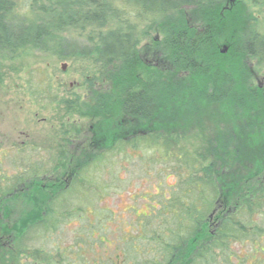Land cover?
I'll list each match as a JSON object with an SVG mask.
<instances>
[{
    "label": "rangeland",
    "instance_id": "374dc122",
    "mask_svg": "<svg viewBox=\"0 0 264 264\" xmlns=\"http://www.w3.org/2000/svg\"><path fill=\"white\" fill-rule=\"evenodd\" d=\"M227 1L228 7L231 4L245 6L247 15L255 18V29L264 31V9L250 8L247 0ZM25 2L16 0L18 13H26L22 7ZM145 24L141 25L143 33ZM145 32L150 35L138 47L146 69L143 74L146 76L156 69L165 75L163 80L180 81L171 74L175 72L173 66L164 60L155 63V55L151 56L158 50L155 44L162 40V35L155 31ZM69 39L82 45L87 42L86 35L74 34ZM227 45V42L221 43L222 55H228ZM243 64L246 70L250 69L251 77L247 80L251 81V86L264 91V67H258L247 56ZM101 71L102 66L93 58L60 59L30 49L19 57L0 58V180H4L2 188L5 191L12 190L19 179L23 157H33L34 162L41 157L43 162L47 158L53 163L55 159L61 167L60 178L67 181L65 172L70 166L72 170L78 169L91 162L96 154L104 153L102 165L98 162L97 167L91 166L88 175L78 182L75 180L71 190L52 207L56 214L53 222L56 229L36 225L42 218L43 205L52 197L53 174L34 178L29 182L30 189L7 200L6 210L0 209V237H16L11 249L18 252L14 254L11 250L6 260L0 252V264H47L45 261L50 259L56 264H156L160 260L156 251L150 254L144 251L142 231L139 237L135 229L151 211L156 212L152 207L157 208L164 198L170 197L178 185L181 164L176 158L166 157L161 147L136 144L135 148L134 138L160 131L157 117L154 121L124 117L121 136L127 144L121 143L115 151L104 150L110 143L116 146L117 137L112 142H108V138L119 130L121 119L118 116L123 114L121 111L117 116L109 117L106 116L108 111L93 109L94 92L103 95L112 92L108 81L99 80ZM228 71L240 74L235 70ZM179 76L184 80L190 77L186 72ZM186 85L193 88L202 84L189 78ZM191 92L186 105L175 109L163 121L170 130L165 131L179 136L181 148L191 155L205 154V161L210 163L206 147L213 145L210 138L213 131L214 140L220 139V128L223 134L238 136L242 157L234 163L235 170L218 165L222 193L220 191V203L213 217H217L219 210V216H222V212H232V208L239 205L241 208L244 195L249 198L254 189L264 187V109L262 105L255 106L260 112L249 117L248 111L229 99L225 104L221 101L203 103ZM228 106L232 113L225 110ZM209 107L213 110H208ZM221 118L230 122L229 126H219ZM141 124L143 126L139 127ZM215 146L217 148L218 144ZM53 165L48 164L45 169ZM10 186L13 187L7 188ZM255 209L257 211L248 219L251 225L248 236L233 243L226 252L227 264H264V200L259 209ZM102 215L105 220L99 223L97 216ZM91 217H97L93 225L87 219ZM215 228L213 221L210 232ZM91 229L94 235L87 232ZM127 236L132 238L130 242L133 238H141L135 240V244L141 245L142 254L132 257L125 253L123 245L113 248L115 245L112 244L109 248L107 241L121 242ZM102 239L107 241L102 242ZM42 254L47 255V260ZM217 254L218 264H226L225 255Z\"/></svg>",
    "mask_w": 264,
    "mask_h": 264
},
{
    "label": "trees",
    "instance_id": "16d2710c",
    "mask_svg": "<svg viewBox=\"0 0 264 264\" xmlns=\"http://www.w3.org/2000/svg\"><path fill=\"white\" fill-rule=\"evenodd\" d=\"M25 1L22 7L26 13L20 14L16 11V0H0V58L19 57L29 49L60 59L93 58L102 66L99 80L108 81L112 91L108 95L94 92L96 95L91 99L93 109L108 111L106 116L109 117L117 116L121 111L123 114L118 116L121 119L119 130L108 138V142H112L117 137L116 146L110 143L104 150L115 151L121 143L127 144L121 136L124 117L145 121H154L157 117L160 131L134 138L135 148L136 144L161 147L166 157L176 158L181 164L178 185L170 197L164 198L157 208L152 207L156 212L151 211L135 229L139 237L142 231L144 251L148 254L156 251L160 255L156 264H218V252L226 258L230 246L248 236V226H251L248 219L264 200V187L254 189L249 198L246 195L241 197V208L239 205L232 208V212H222L224 217L219 216V210L217 217H213L220 203V191L222 193L218 165L235 170L234 163L242 157L238 136L223 134L220 128V139L214 140L213 131V137H210L213 145L206 147V154L211 158L207 163L205 154L191 155L184 147L181 148L179 136L168 133L170 130L166 129L168 126H164L163 121L175 109L186 105L191 91L203 103L221 101L225 104L229 99L232 104L248 111L249 117L260 112L255 106L262 105L264 109V91L251 86V81L247 80L251 77L250 69L246 70L243 64L247 56L258 67H264V31L255 29L254 16L247 15L245 6L231 4L228 7L227 0ZM247 1L250 8L264 9V0ZM144 22L147 23L145 31L162 35V40L155 44L158 50L151 55H155V63L164 60L173 66L175 72L171 74L180 81L163 80L165 75L155 68L148 75L143 74L146 69L138 47L150 35L142 32ZM74 34L86 35L89 44L71 41L69 38ZM222 42L228 43V55H222ZM229 69L240 74L229 72ZM185 72L190 77L184 80L179 74ZM189 78L200 81L202 85L187 86ZM230 108L228 106L225 110L232 113ZM226 122L221 118L219 126H229L230 122ZM103 155L98 153L91 162L81 165L72 184L87 176L91 166L97 167L98 162L102 165ZM68 190L71 187L61 191L57 203ZM254 201H257L255 206ZM54 215L55 211L50 209L41 226L51 230L56 219ZM97 217L99 223L105 220L103 215ZM95 218H87L90 225ZM213 221L216 228L210 232ZM87 232L94 235L92 229ZM103 239L102 242L107 241ZM127 239L128 236L121 242H107L109 248L112 244L115 245L113 248L123 245L125 253L132 257L142 254L141 245L135 244V240L140 241L141 238H133L132 242V238ZM13 251L14 254L18 252L15 248ZM42 255L47 260V255ZM45 263L56 264L51 259Z\"/></svg>",
    "mask_w": 264,
    "mask_h": 264
},
{
    "label": "flooded vegetation",
    "instance_id": "af4514ba",
    "mask_svg": "<svg viewBox=\"0 0 264 264\" xmlns=\"http://www.w3.org/2000/svg\"><path fill=\"white\" fill-rule=\"evenodd\" d=\"M21 159L23 163H22V170L18 177L19 179L17 180L16 184L13 185L14 187L13 186L7 187V188L13 187L12 190L5 191L2 188V185H3L2 183H4V180H0V209L6 210V207L8 206L6 205V203L8 202L7 200L14 199L20 193L22 194L23 191L30 189L29 182H31L34 178H38L40 176H43V177L45 176L46 178L48 177V175L53 174L52 176H54L55 178H54V183H53L54 189L53 191H51L53 192L51 194L52 197L43 205L42 218L38 220L36 224L38 227L42 225V222L45 219L47 212L50 209L53 210L52 207L57 204V200H58V197L61 191L71 187V184L73 180L75 179V174H76L77 169L74 168L75 170L74 171L72 170V166H70L69 168L67 166L68 169L65 172V175H67V181H66L65 179H62V177L60 178L61 167L59 163H56L57 161L54 158H52L54 159L53 163L51 159L46 160L47 158L45 159L46 162H43L42 157L41 159L37 158L36 162H34L35 159L33 157L29 158V156L26 158L23 157ZM1 164H2V161H0V165ZM48 164L50 165L54 164V165L52 167L45 169V167ZM262 182H264V180ZM3 227H5V225ZM25 234H27V232ZM14 238L16 239V237H13V236L0 237V252H3V255L5 256L4 260L7 259L8 254L11 252V250L13 251L11 247H12V243L15 240Z\"/></svg>",
    "mask_w": 264,
    "mask_h": 264
},
{
    "label": "water",
    "instance_id": "95a60500",
    "mask_svg": "<svg viewBox=\"0 0 264 264\" xmlns=\"http://www.w3.org/2000/svg\"><path fill=\"white\" fill-rule=\"evenodd\" d=\"M231 1H234V0H231Z\"/></svg>",
    "mask_w": 264,
    "mask_h": 264
}]
</instances>
